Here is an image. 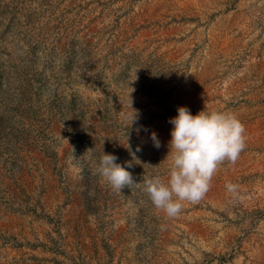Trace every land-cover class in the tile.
<instances>
[{
	"label": "rangeland",
	"instance_id": "1",
	"mask_svg": "<svg viewBox=\"0 0 264 264\" xmlns=\"http://www.w3.org/2000/svg\"><path fill=\"white\" fill-rule=\"evenodd\" d=\"M179 106L246 148L169 218L93 169L166 178ZM0 264H264V0H0Z\"/></svg>",
	"mask_w": 264,
	"mask_h": 264
},
{
	"label": "clouds",
	"instance_id": "2",
	"mask_svg": "<svg viewBox=\"0 0 264 264\" xmlns=\"http://www.w3.org/2000/svg\"><path fill=\"white\" fill-rule=\"evenodd\" d=\"M128 107L130 111L123 116L127 139L130 130H141L140 127L133 129L140 113L132 107L130 95ZM168 122L173 127L168 141L166 178L145 176L141 186L129 171L116 162L115 155L103 152L102 144L101 155L94 161L93 174L115 193L140 186L155 209L173 218L182 212L185 202L196 204L205 197L221 165L235 163L246 148V129L234 113L204 109L193 115L185 106L177 107V115L169 118ZM150 139L154 148L161 147L154 131L150 133ZM128 166L131 167L130 164ZM226 187L230 192L235 189L231 183Z\"/></svg>",
	"mask_w": 264,
	"mask_h": 264
}]
</instances>
